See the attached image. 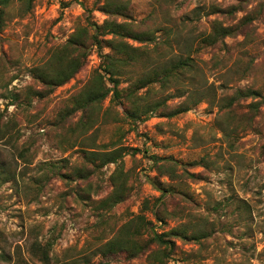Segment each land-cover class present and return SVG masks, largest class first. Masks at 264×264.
<instances>
[{
  "label": "rangeland",
  "instance_id": "374dc122",
  "mask_svg": "<svg viewBox=\"0 0 264 264\" xmlns=\"http://www.w3.org/2000/svg\"><path fill=\"white\" fill-rule=\"evenodd\" d=\"M102 1L10 0L0 13V119L8 130L0 139V264H151V251L168 253L166 264H264V0H112L128 6L117 21L153 35L117 37L142 57L120 89L152 74L162 57L190 52L198 64L177 84L141 90L164 107L137 121L112 92L91 115L74 103L111 50V35L93 38L108 18ZM214 22L235 30L210 46L202 37ZM81 25L90 28L78 51L82 69L61 86L42 83L37 70L58 63ZM238 89L262 92L258 111L246 107L252 98L223 107ZM112 142L125 147L123 158L92 164L84 149H115ZM118 176L126 198L113 204ZM125 224L137 256L104 253ZM172 229L185 238L155 240Z\"/></svg>",
  "mask_w": 264,
  "mask_h": 264
},
{
  "label": "trees",
  "instance_id": "16d2710c",
  "mask_svg": "<svg viewBox=\"0 0 264 264\" xmlns=\"http://www.w3.org/2000/svg\"><path fill=\"white\" fill-rule=\"evenodd\" d=\"M102 10L108 15L104 25L96 26V34H94V41L96 43H101L99 36L111 35L112 39L109 41L110 52L104 54V59L102 62L101 69L102 72H98L94 75L92 81L87 84L81 93L76 95L74 103L77 108L94 113L96 108L100 103L105 100L109 94L112 92L113 98H120L121 96L127 100L126 112L132 121L142 120V118H148L149 114L157 112L160 107H164V100L152 99L148 96L149 89L146 92L140 94V91L146 88L149 84L161 83L162 86L166 87L169 84H177L182 79L187 76H192L194 70L197 68V61L190 52L187 54H178L176 57H169L165 59L160 58V64L158 67L153 69L152 74L144 77H136L133 79L131 84L126 89L119 88L120 77L126 74L130 67L141 60V55L133 48L131 45L124 43V41H116L119 36L134 37L136 39L143 38L146 36V40H150L153 36L150 33H137L131 27L117 21L114 16H128L126 10L127 5L120 2H114L112 0L102 1ZM10 4V0H0V13L5 12V8ZM169 29V28H167ZM235 28L233 26H223L219 22H214L212 26V31L202 37L203 42L206 44L215 45L219 41L223 40L227 36L234 34ZM170 32V31H169ZM90 33V28L84 25L78 27L75 33L69 37L66 43L63 45L62 51L59 53L58 63L50 68L45 67L43 69H38L37 74L39 80L52 86L53 88L61 86L68 82L71 78L78 73L84 66V59H80L78 51L86 47V39ZM143 36V37H142ZM144 39V38H143ZM168 48H172V40L165 41ZM57 56V55H56ZM107 82H110L112 86H107ZM252 98V102L248 103L246 107L250 108V111L259 110L263 102V94L259 90L248 89L242 90L238 89L230 96L223 98V107H238L241 100H247ZM204 99L200 98L195 100L191 104H180L175 109L167 113L168 116H174L178 113L185 112L192 108V105H197ZM8 134V130L4 125H2L0 119V139L4 138ZM117 142H112V147L115 149L98 151L84 149V152L88 159L93 164L96 160L100 161L98 167H103L108 162H117L122 159L125 152L124 146H117ZM153 163L158 164L155 160V156L151 157ZM162 168L164 165L157 167L158 171L162 173ZM114 174L112 178H114ZM158 182L160 187L164 183L160 181L159 178H155L154 183ZM115 188L110 198L113 200V204L122 202L126 198V182L121 178L115 181ZM128 225L125 224L119 231L118 235L109 240L105 245L104 253H114L118 251H127L130 257H136L140 251L139 242L136 237H133L134 232H131ZM185 232L179 229H172L171 231L155 234V240L159 241L160 244L169 246L172 240L168 239L170 235L179 236L185 238ZM147 248V247H146ZM40 255L44 259H48V251L38 250ZM150 258L152 259L151 264H166V258L168 259V253H164L163 257L160 256L159 252H150Z\"/></svg>",
  "mask_w": 264,
  "mask_h": 264
}]
</instances>
